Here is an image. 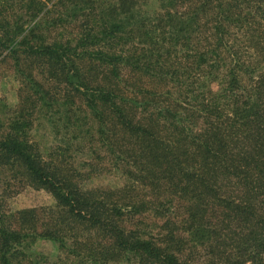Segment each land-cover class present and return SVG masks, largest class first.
<instances>
[{"label": "trees", "instance_id": "16d2710c", "mask_svg": "<svg viewBox=\"0 0 264 264\" xmlns=\"http://www.w3.org/2000/svg\"><path fill=\"white\" fill-rule=\"evenodd\" d=\"M2 65L0 182L55 203L0 264H264V0H0Z\"/></svg>", "mask_w": 264, "mask_h": 264}, {"label": "rangeland", "instance_id": "374dc122", "mask_svg": "<svg viewBox=\"0 0 264 264\" xmlns=\"http://www.w3.org/2000/svg\"><path fill=\"white\" fill-rule=\"evenodd\" d=\"M155 8H157V6L153 3L150 10ZM16 89V81L10 76L8 67L6 65L0 66V124L8 120V109L17 103ZM33 135L44 149L51 147L54 142L49 130L42 124L34 128ZM0 179L8 183V171L5 175H3L2 171ZM121 182L122 180L117 177L99 175L92 179L91 185H117ZM11 194V196H8V185L6 187L5 183L0 182V201L4 203L6 210H8V208L17 210L30 207L49 206L55 203L53 196L48 191L45 189H36L31 186H25L17 193L12 192ZM34 248L39 252L50 254L52 257L57 255L58 252L56 246L49 241L40 240L35 244Z\"/></svg>", "mask_w": 264, "mask_h": 264}]
</instances>
